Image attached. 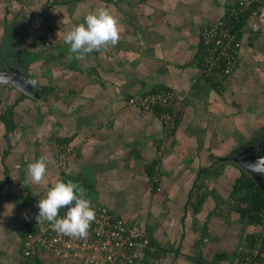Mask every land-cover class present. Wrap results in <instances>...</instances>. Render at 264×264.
<instances>
[{
	"label": "crops",
	"instance_id": "obj_1",
	"mask_svg": "<svg viewBox=\"0 0 264 264\" xmlns=\"http://www.w3.org/2000/svg\"><path fill=\"white\" fill-rule=\"evenodd\" d=\"M232 1L0 0V69L48 90L35 97L0 81V115L11 108L12 124L5 133L0 120V264L15 262L57 180L81 184L92 205L156 245L136 264H238L240 247L264 246L262 217L244 220L229 198L244 172L226 160L264 137L263 38L244 30L223 83L198 72L199 30ZM100 7L119 18V42L69 60L66 32ZM161 87L185 93L167 136L154 113L126 104ZM41 156L50 162L34 184L28 164Z\"/></svg>",
	"mask_w": 264,
	"mask_h": 264
},
{
	"label": "built area",
	"instance_id": "obj_2",
	"mask_svg": "<svg viewBox=\"0 0 264 264\" xmlns=\"http://www.w3.org/2000/svg\"><path fill=\"white\" fill-rule=\"evenodd\" d=\"M245 29L248 34L264 40V0H234L219 18L201 26L200 76L219 84L230 76ZM184 103L185 93L165 87L126 98L129 107L156 115L163 136L172 133ZM150 179H158L157 163L152 166ZM93 206L96 219L86 238L58 234L47 221L37 223L38 212L27 221L28 230L18 241V255L13 264H34L35 256L45 264H63L70 259H77L76 264H136L144 250L156 251V245L132 233L106 206ZM64 215L60 210L59 218ZM239 249L238 264H264V246L258 241L249 248Z\"/></svg>",
	"mask_w": 264,
	"mask_h": 264
},
{
	"label": "clouds",
	"instance_id": "obj_3",
	"mask_svg": "<svg viewBox=\"0 0 264 264\" xmlns=\"http://www.w3.org/2000/svg\"><path fill=\"white\" fill-rule=\"evenodd\" d=\"M120 20L111 9L100 7L84 18V23L73 26L64 36L70 45L69 59H83L93 51L115 46L120 40ZM49 157L41 156L28 164V174L34 184H40L46 174ZM37 223L47 221L52 229L61 235L73 238H86L91 223L96 219L94 206L87 198V189L72 180H57L38 201ZM68 206L63 218L59 212Z\"/></svg>",
	"mask_w": 264,
	"mask_h": 264
},
{
	"label": "water",
	"instance_id": "obj_4",
	"mask_svg": "<svg viewBox=\"0 0 264 264\" xmlns=\"http://www.w3.org/2000/svg\"><path fill=\"white\" fill-rule=\"evenodd\" d=\"M18 74L19 76H15ZM0 81H9L26 95L37 96L32 90L29 79L19 70L0 69ZM226 160L233 162L246 173L253 183L264 192V137L258 143H250L239 147ZM66 182V180H63ZM66 214L68 206L62 209ZM262 224L264 227V209L262 211Z\"/></svg>",
	"mask_w": 264,
	"mask_h": 264
},
{
	"label": "trees",
	"instance_id": "obj_5",
	"mask_svg": "<svg viewBox=\"0 0 264 264\" xmlns=\"http://www.w3.org/2000/svg\"><path fill=\"white\" fill-rule=\"evenodd\" d=\"M208 81L215 84V82L211 80ZM154 90L156 89L149 91ZM46 91H48L47 88L44 89L42 86L34 87V92H36L38 95H43ZM10 114L11 108H9L5 113H3V115H0V120L5 126V133L12 130L11 118L9 117ZM7 180V177H5L3 180H0V185L4 182H7ZM229 198H231L235 202V208L239 212L241 218L248 222L260 223L262 211L264 209V192L260 188H258L246 174H241L235 180L230 191ZM34 264L45 263L42 259H40V257L37 258V256H35Z\"/></svg>",
	"mask_w": 264,
	"mask_h": 264
},
{
	"label": "rangeland",
	"instance_id": "obj_6",
	"mask_svg": "<svg viewBox=\"0 0 264 264\" xmlns=\"http://www.w3.org/2000/svg\"><path fill=\"white\" fill-rule=\"evenodd\" d=\"M69 57V56H68ZM64 58V59H63ZM62 59L63 60H61V61H64V62H66V60H65V56L63 57ZM69 59V58H68ZM69 60H71V59H69ZM17 253V247H16V249H15V254ZM78 261H79V258H78ZM77 263V259H70L69 261L67 260H65L64 262H63V264H76ZM47 264H49V263H47Z\"/></svg>",
	"mask_w": 264,
	"mask_h": 264
}]
</instances>
